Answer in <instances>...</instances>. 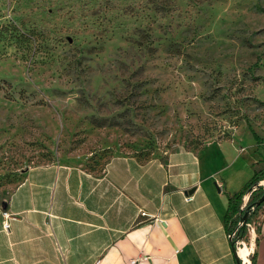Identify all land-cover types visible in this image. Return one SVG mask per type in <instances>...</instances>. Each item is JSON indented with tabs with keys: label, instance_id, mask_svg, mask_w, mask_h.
<instances>
[{
	"label": "rangeland",
	"instance_id": "rangeland-1",
	"mask_svg": "<svg viewBox=\"0 0 264 264\" xmlns=\"http://www.w3.org/2000/svg\"><path fill=\"white\" fill-rule=\"evenodd\" d=\"M210 144L264 171V0H0V197L31 166Z\"/></svg>",
	"mask_w": 264,
	"mask_h": 264
},
{
	"label": "crops",
	"instance_id": "crops-1",
	"mask_svg": "<svg viewBox=\"0 0 264 264\" xmlns=\"http://www.w3.org/2000/svg\"><path fill=\"white\" fill-rule=\"evenodd\" d=\"M218 149L146 162L117 156L99 175L27 168L0 197V264H236L224 193L240 191L254 169L235 147ZM258 218L253 254L264 264V206Z\"/></svg>",
	"mask_w": 264,
	"mask_h": 264
},
{
	"label": "trees",
	"instance_id": "trees-1",
	"mask_svg": "<svg viewBox=\"0 0 264 264\" xmlns=\"http://www.w3.org/2000/svg\"><path fill=\"white\" fill-rule=\"evenodd\" d=\"M263 178H264V171L263 170L256 171L254 172L253 176L247 181V183H245V185L241 188L240 191L232 195H229L228 193H224L226 199V214L224 216V223L228 234H230L237 227L238 238H243L246 235V225L238 227L237 226L238 221L244 216L245 213H248L246 219L247 220L246 224H248L251 218L259 213V211L264 206V200L260 204H257V202L263 196L264 190L261 193L255 195H253L255 191L251 193L252 197L250 196L251 198L249 202L246 204L245 208L241 209L243 197L247 193H249L252 190L253 186H255ZM235 215H237V217L233 218ZM257 233H258V229H257ZM256 242H258V237L256 239ZM231 245L234 246L233 240L231 241ZM255 258H256V252H254L253 256L250 258L251 264H256Z\"/></svg>",
	"mask_w": 264,
	"mask_h": 264
},
{
	"label": "bare ground",
	"instance_id": "bare-ground-1",
	"mask_svg": "<svg viewBox=\"0 0 264 264\" xmlns=\"http://www.w3.org/2000/svg\"><path fill=\"white\" fill-rule=\"evenodd\" d=\"M246 199H247V197H246ZM254 235H255V232L254 231H251L252 242L250 244V247H248V244H246V243L243 242L240 245V247L237 249L238 256L242 259V261L245 264H249L250 263V260H249L248 256L250 255V253L253 250V237H254Z\"/></svg>",
	"mask_w": 264,
	"mask_h": 264
},
{
	"label": "water",
	"instance_id": "water-1",
	"mask_svg": "<svg viewBox=\"0 0 264 264\" xmlns=\"http://www.w3.org/2000/svg\"><path fill=\"white\" fill-rule=\"evenodd\" d=\"M195 189H191L189 190L188 192H186L185 194L187 195H191L193 192H194ZM264 200V194L263 196L258 200L257 204H260L262 201ZM247 214L248 213H245L244 216H243V220L246 221L247 219ZM232 251H233V254L235 256V259H236V264H241V258L238 256L237 254V249L235 248V246H232Z\"/></svg>",
	"mask_w": 264,
	"mask_h": 264
},
{
	"label": "built area",
	"instance_id": "built-area-1",
	"mask_svg": "<svg viewBox=\"0 0 264 264\" xmlns=\"http://www.w3.org/2000/svg\"><path fill=\"white\" fill-rule=\"evenodd\" d=\"M4 215H5V217H4V221H3L2 227H3V229H4L6 232H8V231H9V228H10V227H9V223H8V217H6V216H7L6 213H4ZM5 219H6V220H5ZM236 230H237V229L233 230L230 234H228V238H229L230 241L233 240V237L235 236ZM242 264H245V263L242 261Z\"/></svg>",
	"mask_w": 264,
	"mask_h": 264
}]
</instances>
